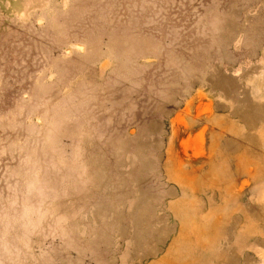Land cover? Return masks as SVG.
Segmentation results:
<instances>
[{"label":"rangeland","instance_id":"374dc122","mask_svg":"<svg viewBox=\"0 0 264 264\" xmlns=\"http://www.w3.org/2000/svg\"><path fill=\"white\" fill-rule=\"evenodd\" d=\"M0 264H264V0H0Z\"/></svg>","mask_w":264,"mask_h":264}]
</instances>
